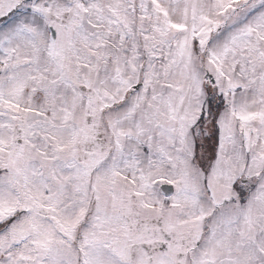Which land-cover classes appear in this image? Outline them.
<instances>
[{"label":"snow or ice","instance_id":"1","mask_svg":"<svg viewBox=\"0 0 264 264\" xmlns=\"http://www.w3.org/2000/svg\"><path fill=\"white\" fill-rule=\"evenodd\" d=\"M0 264H264V0H0Z\"/></svg>","mask_w":264,"mask_h":264}]
</instances>
